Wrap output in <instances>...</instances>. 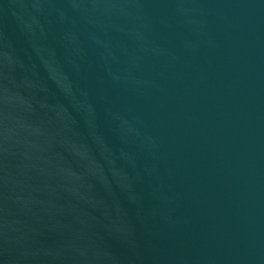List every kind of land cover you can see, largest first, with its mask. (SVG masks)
Here are the masks:
<instances>
[{
	"label": "water",
	"instance_id": "1",
	"mask_svg": "<svg viewBox=\"0 0 264 264\" xmlns=\"http://www.w3.org/2000/svg\"><path fill=\"white\" fill-rule=\"evenodd\" d=\"M0 264H264L246 0H0Z\"/></svg>",
	"mask_w": 264,
	"mask_h": 264
}]
</instances>
